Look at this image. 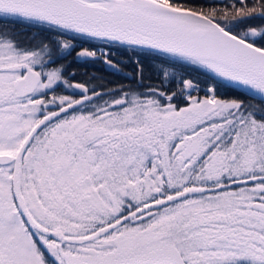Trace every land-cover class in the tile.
Returning <instances> with one entry per match:
<instances>
[{
  "label": "snow or ice",
  "instance_id": "1",
  "mask_svg": "<svg viewBox=\"0 0 264 264\" xmlns=\"http://www.w3.org/2000/svg\"><path fill=\"white\" fill-rule=\"evenodd\" d=\"M0 264H264V0H0Z\"/></svg>",
  "mask_w": 264,
  "mask_h": 264
},
{
  "label": "trees",
  "instance_id": "2",
  "mask_svg": "<svg viewBox=\"0 0 264 264\" xmlns=\"http://www.w3.org/2000/svg\"><path fill=\"white\" fill-rule=\"evenodd\" d=\"M96 67L99 69L100 66H96Z\"/></svg>",
  "mask_w": 264,
  "mask_h": 264
}]
</instances>
